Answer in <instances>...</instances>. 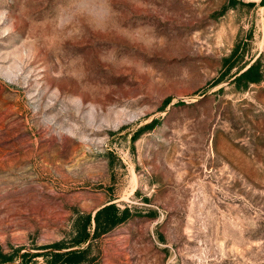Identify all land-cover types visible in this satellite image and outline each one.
Listing matches in <instances>:
<instances>
[{
  "label": "rangeland",
  "instance_id": "374dc122",
  "mask_svg": "<svg viewBox=\"0 0 264 264\" xmlns=\"http://www.w3.org/2000/svg\"><path fill=\"white\" fill-rule=\"evenodd\" d=\"M109 3L0 0V264H264V0Z\"/></svg>",
  "mask_w": 264,
  "mask_h": 264
},
{
  "label": "trees",
  "instance_id": "16d2710c",
  "mask_svg": "<svg viewBox=\"0 0 264 264\" xmlns=\"http://www.w3.org/2000/svg\"><path fill=\"white\" fill-rule=\"evenodd\" d=\"M262 1V0H261ZM261 78V73L258 69V60L255 59L251 62L245 69L241 72H238L234 76V80L240 85H245L248 81H257ZM125 210H117L113 204H105L100 209H98L94 215L95 229H98V225L102 222V224L110 225L121 218V215H118V212H124ZM88 219H86L87 221ZM100 220H102L100 222ZM83 232H85V226L83 227ZM85 233L83 235L84 239ZM80 240L75 241L78 242ZM81 249L71 250L68 249L62 253L60 252H52L51 253V261L53 263L59 264H70L71 262H76L79 253H81ZM61 257V259L59 258Z\"/></svg>",
  "mask_w": 264,
  "mask_h": 264
},
{
  "label": "clouds",
  "instance_id": "9594fccd",
  "mask_svg": "<svg viewBox=\"0 0 264 264\" xmlns=\"http://www.w3.org/2000/svg\"><path fill=\"white\" fill-rule=\"evenodd\" d=\"M76 7L97 30L105 29L114 18L109 0H76Z\"/></svg>",
  "mask_w": 264,
  "mask_h": 264
}]
</instances>
